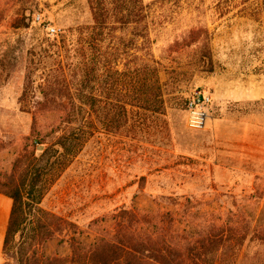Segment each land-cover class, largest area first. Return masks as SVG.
I'll return each instance as SVG.
<instances>
[{
	"label": "rangeland",
	"instance_id": "obj_1",
	"mask_svg": "<svg viewBox=\"0 0 264 264\" xmlns=\"http://www.w3.org/2000/svg\"><path fill=\"white\" fill-rule=\"evenodd\" d=\"M144 2L152 5L155 16L152 52L166 70L161 73L168 84L166 113H149L141 120L135 116L126 127L122 108L127 101L119 79L92 84L96 106L88 139L41 206L64 220L67 231L48 242L44 252L68 257L72 238L92 243L90 224L121 208L172 211L170 198H191L204 211L243 214L251 228L237 264H264V240L255 232L264 228L262 0ZM1 3V8L15 6L0 25V174H5L18 151L28 146L30 153L34 140L44 139V145L35 147L40 155L51 146L52 130L64 128L66 113L44 111L38 138L33 135L34 109L20 102L28 71L52 62L44 52L46 38L89 26L92 16L87 0H35V9L30 0ZM200 29L208 32L201 39H209V53L199 45L188 46L191 32ZM208 54L213 73L208 72ZM197 90L210 93L218 111L204 130L187 124L185 102ZM62 103L72 113V103L67 98ZM73 104L80 116L81 103ZM114 117L118 125L111 126ZM4 221L2 212L1 231ZM0 264L16 263L2 254Z\"/></svg>",
	"mask_w": 264,
	"mask_h": 264
},
{
	"label": "trees",
	"instance_id": "obj_2",
	"mask_svg": "<svg viewBox=\"0 0 264 264\" xmlns=\"http://www.w3.org/2000/svg\"><path fill=\"white\" fill-rule=\"evenodd\" d=\"M30 1L35 9V0ZM87 2L91 25L47 37L44 52L52 62L40 70L28 71L26 76L20 102L34 109L33 135L41 137L38 124L44 111L66 114L64 128L52 130L47 150L37 155L36 145H44L45 140H34L31 152L28 146L18 151L11 170L0 174V194L12 201L4 257L16 264H237L251 228L246 217L204 211L191 198H170L172 211L121 208L90 224L92 243L72 238L68 257L45 254L48 242L64 236L67 223L41 206L51 185L88 139L86 130L96 106L90 92L92 84L100 79H119L127 101L122 108L126 127H131L135 116L141 120L149 113H166L168 84L161 79L162 70H166L152 52V5L144 0ZM262 5L264 12V0ZM5 7H0V25L15 8ZM203 34L208 35L207 30L192 31L188 46L199 45L209 53V39L202 40ZM207 62L208 72L213 73L209 54ZM63 98L72 103V113H67L69 107L62 103ZM77 100L83 111L80 116L74 110ZM109 120L111 126L118 125L115 117ZM255 197L261 199L258 194ZM256 231L257 237L264 240V228ZM75 234L82 236L83 232Z\"/></svg>",
	"mask_w": 264,
	"mask_h": 264
},
{
	"label": "built area",
	"instance_id": "obj_3",
	"mask_svg": "<svg viewBox=\"0 0 264 264\" xmlns=\"http://www.w3.org/2000/svg\"><path fill=\"white\" fill-rule=\"evenodd\" d=\"M56 31L50 30L54 36ZM213 98L208 92L197 90L193 92L185 102L187 124L192 130H204L213 118Z\"/></svg>",
	"mask_w": 264,
	"mask_h": 264
},
{
	"label": "crops",
	"instance_id": "obj_4",
	"mask_svg": "<svg viewBox=\"0 0 264 264\" xmlns=\"http://www.w3.org/2000/svg\"><path fill=\"white\" fill-rule=\"evenodd\" d=\"M212 109H213V118L209 121L208 125L215 119V116L217 115V112H218L216 110L214 99H213ZM11 208H12V201L9 198L0 194V215L2 212L3 213L5 212V221H4V226H3L2 231H1V225H0V258L3 254V244H4L7 225H8V221H9V217L11 213Z\"/></svg>",
	"mask_w": 264,
	"mask_h": 264
}]
</instances>
